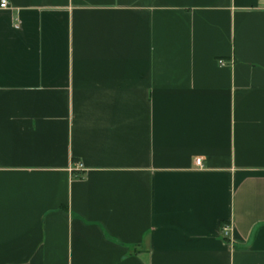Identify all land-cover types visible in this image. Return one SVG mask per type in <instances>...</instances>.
Returning <instances> with one entry per match:
<instances>
[{"label":"crops","instance_id":"1","mask_svg":"<svg viewBox=\"0 0 264 264\" xmlns=\"http://www.w3.org/2000/svg\"><path fill=\"white\" fill-rule=\"evenodd\" d=\"M6 1L0 264H264V0Z\"/></svg>","mask_w":264,"mask_h":264},{"label":"built area","instance_id":"2","mask_svg":"<svg viewBox=\"0 0 264 264\" xmlns=\"http://www.w3.org/2000/svg\"><path fill=\"white\" fill-rule=\"evenodd\" d=\"M0 8L1 9L8 8V3H7L6 0H2L0 2ZM218 63H219V65H224V63L222 61H218ZM195 165L198 166V167H201V165H202V159L201 158L196 159L195 160ZM74 169H75L74 172H77L78 174L84 170L83 167H82V165L80 163H77L75 165V168ZM78 176H80V174ZM228 234H229V226H224L222 228V235L224 237H227Z\"/></svg>","mask_w":264,"mask_h":264}]
</instances>
